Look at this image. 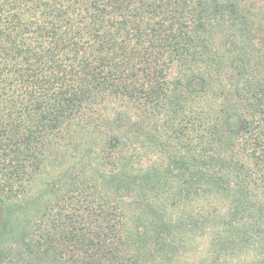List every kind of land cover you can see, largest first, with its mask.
<instances>
[{"label": "trees", "instance_id": "1", "mask_svg": "<svg viewBox=\"0 0 264 264\" xmlns=\"http://www.w3.org/2000/svg\"><path fill=\"white\" fill-rule=\"evenodd\" d=\"M0 264H264V0H0Z\"/></svg>", "mask_w": 264, "mask_h": 264}, {"label": "rangeland", "instance_id": "2", "mask_svg": "<svg viewBox=\"0 0 264 264\" xmlns=\"http://www.w3.org/2000/svg\"><path fill=\"white\" fill-rule=\"evenodd\" d=\"M157 157L159 156L158 154H156ZM56 157H59V156H56ZM58 162H53L49 160V163L47 164L46 166V172L44 174V181H53L54 179L58 178L60 175H63L64 172L68 169V167L71 165V164H74V160H68V161H65V162H62L61 159H58L57 160ZM61 162V163H60ZM75 169H72L71 172H73ZM77 172V171H76ZM42 182L41 181V184H40V187L42 185ZM38 189V188H36ZM130 202H128V199H126L123 203H122V206H125L128 207L127 205H129ZM135 208V207H133ZM130 209V208H126L124 211L125 213L127 214V222H128V227L130 229V231H135V227H134V213H135V210L134 209ZM134 215H133V214ZM199 246H200V250H202V247H204V242L201 241V240H197Z\"/></svg>", "mask_w": 264, "mask_h": 264}]
</instances>
